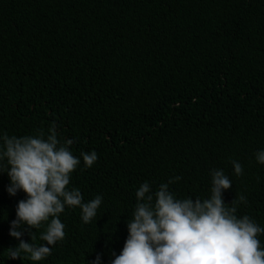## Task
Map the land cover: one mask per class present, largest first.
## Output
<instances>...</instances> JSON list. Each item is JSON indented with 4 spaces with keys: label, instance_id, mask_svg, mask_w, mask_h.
I'll return each instance as SVG.
<instances>
[{
    "label": "trees",
    "instance_id": "obj_1",
    "mask_svg": "<svg viewBox=\"0 0 264 264\" xmlns=\"http://www.w3.org/2000/svg\"><path fill=\"white\" fill-rule=\"evenodd\" d=\"M52 124L81 159L69 188L102 203L87 224L66 207L65 238L44 260H11L26 195L10 196L0 173V264H111L142 183L155 192L179 176L170 192L204 200L212 170L232 182L225 206L243 195L236 215L264 228V0H0V136ZM92 151L85 168L80 153ZM46 223L22 239L46 243Z\"/></svg>",
    "mask_w": 264,
    "mask_h": 264
},
{
    "label": "clouds",
    "instance_id": "obj_2",
    "mask_svg": "<svg viewBox=\"0 0 264 264\" xmlns=\"http://www.w3.org/2000/svg\"><path fill=\"white\" fill-rule=\"evenodd\" d=\"M0 140V173L10 179L7 192L10 196L19 191L26 195L18 201L16 219L10 224L9 235L19 243L7 249L8 258L21 259L23 253L33 262L42 261L65 238V225L59 219L65 208L79 207L87 224L96 217L102 196L84 202L78 188H69L71 174L81 159L70 150L73 139L61 142L58 138L55 124L47 134L43 130L20 137L5 133ZM80 156L85 168L98 159L95 151ZM255 158L264 165V150L256 152ZM232 165L236 176L243 175L238 161ZM210 175L211 195L204 200L179 199L170 192L169 185L179 181V176L161 183L155 192L147 181L142 183L135 193L133 218L127 222L128 236L120 254L112 253L111 264H264V248L258 239L264 228L247 215H236L239 203H246V198L241 195L226 207L223 192L232 182L223 170H212ZM45 222L39 239L46 243L36 245L22 239ZM100 260L97 255L93 264Z\"/></svg>",
    "mask_w": 264,
    "mask_h": 264
}]
</instances>
